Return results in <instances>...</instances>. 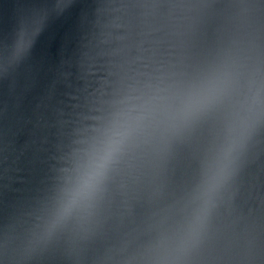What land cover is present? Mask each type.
<instances>
[{
	"label": "water",
	"instance_id": "1",
	"mask_svg": "<svg viewBox=\"0 0 264 264\" xmlns=\"http://www.w3.org/2000/svg\"><path fill=\"white\" fill-rule=\"evenodd\" d=\"M0 264H264V0H0Z\"/></svg>",
	"mask_w": 264,
	"mask_h": 264
},
{
	"label": "clouds",
	"instance_id": "2",
	"mask_svg": "<svg viewBox=\"0 0 264 264\" xmlns=\"http://www.w3.org/2000/svg\"><path fill=\"white\" fill-rule=\"evenodd\" d=\"M115 135H119L116 133ZM119 143L116 139H110L102 152L97 156V158L93 161L92 169L89 173H87L86 178L84 180V186H90L91 182L95 180L98 176L102 174V170L105 168L109 160L111 159L114 151L116 150V146Z\"/></svg>",
	"mask_w": 264,
	"mask_h": 264
}]
</instances>
